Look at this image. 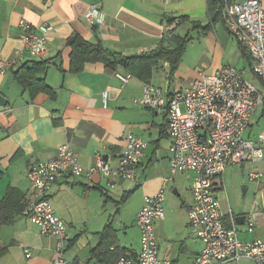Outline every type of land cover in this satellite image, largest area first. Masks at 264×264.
I'll use <instances>...</instances> for the list:
<instances>
[{"label":"crops","instance_id":"1","mask_svg":"<svg viewBox=\"0 0 264 264\" xmlns=\"http://www.w3.org/2000/svg\"><path fill=\"white\" fill-rule=\"evenodd\" d=\"M241 1L0 0V57L14 62L0 75V95L6 102L0 106V204L12 191L0 210V218L4 217L0 222V264H51L54 257V240L42 235L22 212L32 198L26 176L29 168L53 159L58 146L68 143L82 168L93 167L100 155L114 169L129 133L146 143L135 180H121L111 188L101 173L90 179L65 173L51 185L48 195L54 214L66 224L67 262L118 264L116 255L138 257L136 215L144 198L154 196L162 178L171 176L166 114L141 103L145 83L138 77L121 67L109 69L100 61L81 62L73 56L75 40L127 57L168 46L173 36L187 38L177 66L170 68L167 60L157 62L148 79L166 94L179 92L201 73L211 75L227 65L240 70L243 61L248 64L224 25L226 6ZM261 3L264 8V0ZM91 5L103 14V25H89L84 20ZM178 18L183 20L176 25ZM167 21L173 30L164 37ZM21 22L45 37L43 57H33L25 50ZM115 73L131 77L122 83ZM36 80L49 92L40 85V90L27 87L36 85ZM261 134L264 107L256 110L243 137L257 143ZM250 172L260 173L261 178L249 182ZM171 177L165 193L182 194L183 199L176 204L168 198L163 218L153 222L157 258L170 264H192L203 248L188 226L193 175L177 172ZM215 184L214 196L225 225L230 223V211L241 242L264 240V160L230 166ZM165 200L166 196L163 203ZM248 216L255 222L253 232L247 231ZM227 264L255 263L241 258Z\"/></svg>","mask_w":264,"mask_h":264},{"label":"built area","instance_id":"2","mask_svg":"<svg viewBox=\"0 0 264 264\" xmlns=\"http://www.w3.org/2000/svg\"><path fill=\"white\" fill-rule=\"evenodd\" d=\"M160 2L161 0H153ZM89 25H103L104 16L96 5H91L83 16ZM224 25L229 34L241 45L251 58L250 70L259 80L261 88L247 81L243 73L232 66H224L211 75L200 74L183 91L164 93L150 83L143 85L141 103L152 110H164L167 132L171 139L168 161L171 176L177 172L193 175L191 194L193 203L187 212L188 226L203 248L192 264L237 263L246 258L255 264H264V240L241 242L238 238L234 218L229 225L224 223V214L214 196L215 181L222 180L225 170L243 162L264 160V134L258 142L244 139L246 129L253 123L256 110L264 107V8L261 0H243L226 6ZM21 34L25 50L29 55L41 58L46 53V39L35 34L29 25L21 22ZM173 25H164V37L172 33ZM13 61L0 57V75H4ZM114 76L122 83L130 75ZM103 101L107 94H102ZM146 143L129 133L118 157L117 167L110 168L100 155L95 165L82 168L76 153L68 143L58 146L56 156L29 168L27 179L32 189V198L25 205L23 215L39 232L54 240V257L51 264H72L64 254L69 242L66 224L58 218L49 201V189L63 174L86 176L103 174L112 188L121 180L133 181L137 177V166ZM163 177L161 186L152 197L144 198L137 213L135 225L140 232V252L137 264H170L157 258V241L153 222L164 216L163 201L167 184L172 177ZM261 178L260 173L250 172L248 181ZM247 231L253 232V217L246 220ZM26 257L30 254L26 251ZM118 264H133L120 257Z\"/></svg>","mask_w":264,"mask_h":264},{"label":"trees","instance_id":"3","mask_svg":"<svg viewBox=\"0 0 264 264\" xmlns=\"http://www.w3.org/2000/svg\"><path fill=\"white\" fill-rule=\"evenodd\" d=\"M182 20H183L182 18H178L176 25H179ZM166 24L172 25V23H170L169 21H167ZM187 41H188L187 38L183 37L178 39L177 37L173 36L168 46L160 45L156 50H154L149 54L143 53L141 55H132V56L123 57V56L107 53L101 48V46L88 44L82 41L81 39L77 38L75 40L73 56L79 57L78 59L81 62L88 60L100 61L104 63V65L109 69H116L117 67H121L122 69L128 71L130 74L144 81V83H149L148 79L151 73V69L157 62L167 60L170 63V68H175L177 66ZM240 48L244 59L247 61L250 67L251 64L250 56L241 45ZM37 85H40V88L46 92H49L50 90L45 84L41 83L40 81L36 85L29 83L27 87L37 89L39 88ZM40 88L38 90H40ZM11 193L12 191L10 190L6 195V197L4 198L2 204H0V210L5 205V202L9 200ZM23 211L24 208L22 212ZM3 219L4 217L0 218V222ZM120 257L129 259L134 263L137 262V257L134 258L133 255L122 254V255H116V263H118Z\"/></svg>","mask_w":264,"mask_h":264},{"label":"rangeland","instance_id":"4","mask_svg":"<svg viewBox=\"0 0 264 264\" xmlns=\"http://www.w3.org/2000/svg\"><path fill=\"white\" fill-rule=\"evenodd\" d=\"M240 71H244L243 73V76L244 78L247 80V81H250L252 82L255 86H258L260 87V84H259V81L257 80V78L252 74L251 70H250V67L248 64L245 63V61H243L241 63V66H240ZM255 120V119H254ZM169 190V189H168ZM166 192H167V189H166ZM185 192V191H184ZM169 194V195H168ZM165 196H166V200L165 202L162 204L164 207V210H166V205H168V202H169V199L168 198H171V200L173 201H176V204H179L181 202V199H183V196L182 194L180 195V197H176V196H173L169 193H165ZM168 196H171V197H168ZM171 201V202H172ZM118 221V220H117Z\"/></svg>","mask_w":264,"mask_h":264},{"label":"water","instance_id":"5","mask_svg":"<svg viewBox=\"0 0 264 264\" xmlns=\"http://www.w3.org/2000/svg\"><path fill=\"white\" fill-rule=\"evenodd\" d=\"M5 100L3 99V97L0 95V106H5ZM241 219L242 218H238L236 221L238 222V223H241Z\"/></svg>","mask_w":264,"mask_h":264}]
</instances>
